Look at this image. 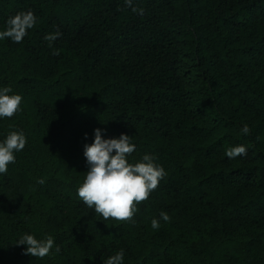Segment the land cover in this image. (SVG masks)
I'll return each mask as SVG.
<instances>
[{
    "label": "trees",
    "instance_id": "1",
    "mask_svg": "<svg viewBox=\"0 0 264 264\" xmlns=\"http://www.w3.org/2000/svg\"><path fill=\"white\" fill-rule=\"evenodd\" d=\"M132 7L0 0V31L19 12L37 18L21 43L0 41V87L23 97L0 140L27 138L0 175V264H104L120 250L123 264H264V0ZM97 128L132 136L130 163L150 154L166 170L130 220H103L77 195ZM238 145L247 154L227 158ZM26 233L60 251L26 254Z\"/></svg>",
    "mask_w": 264,
    "mask_h": 264
},
{
    "label": "clouds",
    "instance_id": "2",
    "mask_svg": "<svg viewBox=\"0 0 264 264\" xmlns=\"http://www.w3.org/2000/svg\"><path fill=\"white\" fill-rule=\"evenodd\" d=\"M132 7L133 0H125ZM133 12L143 13V9L132 7ZM37 23V18L32 11L19 12L9 17L5 30L0 31V41L11 39L15 43H21L28 30ZM61 33L48 34L45 39L55 41ZM58 54V53H54ZM23 97L13 93L10 87H0V119L11 118L21 110ZM247 135L250 131L247 124L241 129ZM27 143L23 131H11L3 140H0V175L8 172V166L15 163L16 155L22 151ZM135 151L132 136L121 133L118 137L104 138V130H94V139L91 143H85L83 155L86 158L88 170L82 184L77 188V195L83 203L103 217V220L112 218L117 221H127L133 218L137 211V205L149 198L161 180L167 173L163 166L155 162V157L150 154L143 155L136 163H130L129 157ZM229 159L247 154L244 145L230 147L226 151ZM45 181L41 178L38 183ZM160 220L168 222L169 215L161 212L159 219L153 218L151 227L158 229ZM25 246L26 254L33 257L44 258L53 249L58 253L59 246L55 245L54 237L47 235L43 239H37L32 234L22 235L15 243ZM124 252L120 250L110 256L104 264H123Z\"/></svg>",
    "mask_w": 264,
    "mask_h": 264
}]
</instances>
